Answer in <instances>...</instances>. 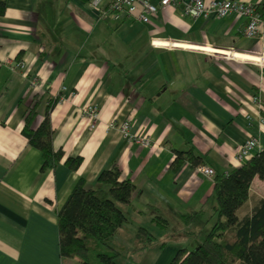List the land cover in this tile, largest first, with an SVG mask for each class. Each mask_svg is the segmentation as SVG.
<instances>
[{
  "label": "crops",
  "instance_id": "1",
  "mask_svg": "<svg viewBox=\"0 0 264 264\" xmlns=\"http://www.w3.org/2000/svg\"><path fill=\"white\" fill-rule=\"evenodd\" d=\"M89 1L6 0L0 14V264H77L61 257L59 211L80 181L100 187L114 167L137 191L119 205L127 220L110 244L125 264H170L198 244L188 216L208 220L205 229L217 219L215 176L199 167L226 173L245 162L236 156L249 138L264 147V25L248 37V19L236 13L193 19L173 6L145 23ZM239 1L264 14V0ZM51 103L53 145L64 157L43 169L23 129L31 108L35 128ZM90 105L99 111L94 128L83 114ZM124 119L151 144L112 127ZM179 151L202 162L185 155L175 169ZM76 156L83 162L71 170L66 161ZM253 196L264 198L251 188L239 212ZM139 227L154 236L145 249L133 244Z\"/></svg>",
  "mask_w": 264,
  "mask_h": 264
},
{
  "label": "trees",
  "instance_id": "2",
  "mask_svg": "<svg viewBox=\"0 0 264 264\" xmlns=\"http://www.w3.org/2000/svg\"><path fill=\"white\" fill-rule=\"evenodd\" d=\"M6 0H0V14L5 11ZM55 103V102H54ZM48 106L41 123L31 127V119L37 104L25 117L24 135L29 143L41 150L43 169L55 168L62 158V149L53 145L51 112L55 104ZM188 156L194 166L202 157L192 152L179 151L174 162L177 169ZM82 156L68 157L67 167L77 170ZM117 167L104 170L100 187L86 188L80 181L71 192L58 214L60 254L63 259L76 258L77 264H125L127 257L110 244L127 217L117 203L130 205L137 191L130 180H121ZM215 181V212L217 219L209 231L208 220L192 214L201 229L195 233L196 247L178 250L170 264H264V198L255 203L250 214L240 217V208L247 203L251 188L264 190V147L249 157L242 165L226 173H217ZM161 223L164 219L158 218ZM137 242L145 249L154 242L153 234L144 227L136 232Z\"/></svg>",
  "mask_w": 264,
  "mask_h": 264
},
{
  "label": "built area",
  "instance_id": "3",
  "mask_svg": "<svg viewBox=\"0 0 264 264\" xmlns=\"http://www.w3.org/2000/svg\"><path fill=\"white\" fill-rule=\"evenodd\" d=\"M90 6L105 13H117L132 16L136 13V19L149 23L155 16L168 7H182L185 15L193 18L221 19L232 13L248 19L244 33L248 37L258 36L264 25V14L255 3H247L239 0H90ZM24 66L23 63L21 64ZM98 106L90 105L83 110V114L88 117V124L92 128L96 127L98 120ZM264 122V118L262 119ZM120 129L129 141L139 142L148 146L151 140L148 137H139L131 133L132 120L124 119L112 127ZM257 138H249L237 152L240 161H246L254 153L261 150ZM199 169L208 176L214 177L216 171L210 166H200Z\"/></svg>",
  "mask_w": 264,
  "mask_h": 264
},
{
  "label": "rangeland",
  "instance_id": "4",
  "mask_svg": "<svg viewBox=\"0 0 264 264\" xmlns=\"http://www.w3.org/2000/svg\"><path fill=\"white\" fill-rule=\"evenodd\" d=\"M258 191H263V194H264V190H263V189L258 190ZM254 200H255V198H254V196H253V197L250 199L248 205H246L247 207H244V208L238 213L240 217H244V216L246 215V213H247V209H248V208L250 209V208L252 207V205H255L256 202L254 203ZM253 203H254V204H253ZM117 204L120 205V203H117ZM210 227H211V226L206 227L205 230L209 231V230H210ZM195 228H196V226H195ZM170 229H171V231H172V230H174V227L171 226ZM198 229H201V227L198 226ZM153 230H154V229H153ZM154 231H156V230H154ZM136 241H137V239H135V241H133V244H134ZM129 246H131V244H126V247H129ZM126 247H125V249H126ZM238 264H241V263H238Z\"/></svg>",
  "mask_w": 264,
  "mask_h": 264
}]
</instances>
